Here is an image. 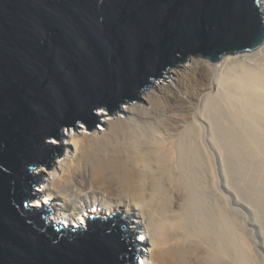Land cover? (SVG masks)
<instances>
[{
    "label": "water",
    "instance_id": "95a60500",
    "mask_svg": "<svg viewBox=\"0 0 264 264\" xmlns=\"http://www.w3.org/2000/svg\"><path fill=\"white\" fill-rule=\"evenodd\" d=\"M263 45L259 0H0V264H140L127 213L55 221L53 202L31 205L45 182L33 170L65 156L64 126L106 128L94 110L143 104L188 56Z\"/></svg>",
    "mask_w": 264,
    "mask_h": 264
},
{
    "label": "bare ground",
    "instance_id": "6f19581e",
    "mask_svg": "<svg viewBox=\"0 0 264 264\" xmlns=\"http://www.w3.org/2000/svg\"><path fill=\"white\" fill-rule=\"evenodd\" d=\"M169 72L142 92L143 104L108 113L103 130L70 132L38 193L66 226L94 213L133 214L140 264H256L240 211L213 181L209 149L251 171L261 188L247 196L264 207V45L217 67L193 58Z\"/></svg>",
    "mask_w": 264,
    "mask_h": 264
},
{
    "label": "rangeland",
    "instance_id": "374dc122",
    "mask_svg": "<svg viewBox=\"0 0 264 264\" xmlns=\"http://www.w3.org/2000/svg\"><path fill=\"white\" fill-rule=\"evenodd\" d=\"M227 55H229V54H227ZM193 58L200 60V61L208 60L210 66H212V67H217V65L222 63V59H223L222 58L218 62H212L209 59H205L203 57L188 56L187 62H189ZM187 62H185V63H187ZM172 68L173 67H170L169 71ZM186 82L189 85L191 84V82L189 80ZM161 104L165 105V104H167V101L162 100V101H160V105ZM122 105H124V104H122ZM101 110H105V112H107V114H105V112H101ZM94 113L99 114V115L108 116L109 111L104 107H99L96 110H94ZM106 118L107 117L101 118V122L104 125H105V119ZM78 125L82 126L84 128V129L78 128L77 130L79 133H81L83 131H88L87 126L84 122H78ZM97 127L100 130L104 129V127L100 123H97ZM70 132L78 133L75 130L74 126H70L69 131H68V127L64 126V134L67 137H68V134ZM52 141H55V142L53 143ZM44 142L50 143V144H60V140H58L54 137H48V138H46V140ZM67 143H68V138L63 140L62 145L67 148V152H68L69 148L67 146ZM223 152H224V150H223ZM223 152L216 146V144H215V147L213 145L209 149L210 161H211L210 162L211 163V174L213 175V177H212L213 181L215 182V184L217 186L219 184H223V198H224V201L227 202L226 205L229 208L232 206L231 208H234V209L236 208V210L240 211L241 214L239 213L238 217L242 220L243 228H245V230H246V228L248 229V230H246V236L248 239V243H249V247L251 250L252 257L254 258L256 264H264V207L262 205H259L258 202L253 201V199L248 197L249 195L247 196V194H249L250 191L251 192H253L254 190L258 191L261 188V182L258 183L259 181L257 179H255L256 178L255 176H252V173L250 170L247 172L240 170V168H238L239 166L236 163V159H234L235 157H233L232 154L227 153V152L223 153ZM225 153H227V154H225ZM59 159L60 158H55V161H57ZM43 168L45 170H43ZM33 172H36V174L43 175L44 179H45L46 174H47V172H49V170L44 165H39L33 170ZM244 182L245 183L248 182V183H246V186H245ZM43 185H44V182L40 185L41 187H39L38 185H35L34 189L37 192H40L39 189L42 188ZM257 185H258V187H257ZM246 188H249V189L246 191ZM263 189L264 188H262V191L264 192ZM262 195L264 196V193ZM44 199L45 198L42 197V195H41L40 200L39 199H32L31 205H34L35 202H41L42 203V201H44ZM45 204H48V202L44 203V205ZM229 205H231V206H229ZM233 206H235V207H233ZM94 214H97V213H94ZM100 214H103V213L100 212L97 215H100ZM51 215L52 214H49V217ZM128 215L131 217V219L134 217L133 214H128ZM134 231L136 234L137 233L136 229H134ZM137 238H140V236L139 237L137 236ZM142 244L143 243H141V248L143 249ZM140 259H141V256H140Z\"/></svg>",
    "mask_w": 264,
    "mask_h": 264
},
{
    "label": "snow or ice",
    "instance_id": "6c2138e0",
    "mask_svg": "<svg viewBox=\"0 0 264 264\" xmlns=\"http://www.w3.org/2000/svg\"><path fill=\"white\" fill-rule=\"evenodd\" d=\"M52 142L54 143L55 141H52ZM36 206H37V207H39V206H40L39 202H37Z\"/></svg>",
    "mask_w": 264,
    "mask_h": 264
}]
</instances>
